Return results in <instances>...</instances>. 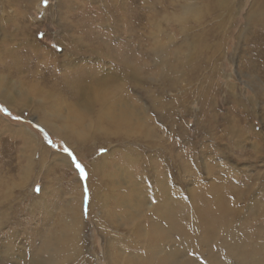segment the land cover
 Instances as JSON below:
<instances>
[{
	"label": "rangeland",
	"instance_id": "1",
	"mask_svg": "<svg viewBox=\"0 0 264 264\" xmlns=\"http://www.w3.org/2000/svg\"><path fill=\"white\" fill-rule=\"evenodd\" d=\"M130 1L139 19L150 11L143 0ZM155 1L163 13H172L166 0L161 6ZM196 1L199 22L190 33L197 35L190 34L192 47L177 55L187 63H176L172 51L166 57L183 77L168 86L158 81L156 70L151 82L152 68H144L139 85L126 91L140 123L131 127L116 126L113 119L100 123L94 113L72 116L80 104L58 88L72 85L75 78L87 82L83 106L92 108L103 89L90 81L113 74L116 67L122 71L109 49H127V41L147 42L144 20L133 28L142 36L133 39L113 31L116 23L126 28L121 20L116 22L120 18L111 13L109 0H49L47 6L43 0H0V49L11 45L15 52L9 58L26 64L22 74H10L2 68L8 55L0 56V87L10 98L0 104L12 114L0 112V264L28 262L41 241L67 238L69 229L77 242L71 254L57 258L59 264H152L146 255L152 243L146 244L138 229L148 230L159 221L166 198L181 196L186 204L202 202L205 214L213 208L210 201L221 203L234 220L233 233L243 236L264 260V96L255 97L259 87L264 93V15L253 16L258 13L254 0ZM222 15L225 24L217 29L221 34L214 46L198 30L206 31L212 23L219 27ZM159 24L174 32L176 42L181 40L169 20ZM98 43L109 47L102 51ZM29 70L34 74L27 75ZM146 88L152 92L150 99ZM17 115L23 121L12 118ZM36 123L58 148L47 144L33 127ZM51 123L69 138L54 133ZM64 146L84 165L87 181L78 179ZM84 183L90 193L86 219ZM160 223L165 225L164 220ZM160 242L164 249L180 247ZM185 251L186 256L200 255L199 247L198 253L192 247ZM196 259L205 261L201 255Z\"/></svg>",
	"mask_w": 264,
	"mask_h": 264
},
{
	"label": "bare ground",
	"instance_id": "2",
	"mask_svg": "<svg viewBox=\"0 0 264 264\" xmlns=\"http://www.w3.org/2000/svg\"><path fill=\"white\" fill-rule=\"evenodd\" d=\"M166 1L168 5L173 9L172 13L169 12L171 13L170 15H166L165 12L164 13L162 12L164 8L161 9L156 8L157 6L155 5L156 4L155 0H151V1L143 0L142 5L144 7L146 6V8H148L151 12L150 11L148 13L142 12V17L139 19V14H137V16L133 15V13L135 14L137 12L135 10V4H132L130 0L128 1L109 0V7L111 13L115 14L116 18H120L118 20L116 19V22L119 23V21L121 20L122 22H124L126 28V29H121L119 25L116 23L115 29L113 31L114 32L118 31L120 33L122 32L124 35H130V36L133 35V39H139V37L142 35L140 36L135 35L133 33L134 31L133 28L136 24L140 25L139 21L144 20L145 22L143 23V27L144 30L147 31V35L146 36L143 35V37L147 38L146 39L147 42H144L142 44V42L140 41L141 43L139 44L137 42L138 43L137 45L136 42L127 41L123 45V47H126L127 49L120 51H117L116 49H113L112 46H110V48L111 47L112 48L109 50L113 51L112 55L115 56L117 59V61L115 62H118L117 64L121 65L122 71L120 72L121 69H118L117 71V67H116V72L114 71L113 74L108 73L105 75L100 74L97 77L93 76L92 81L90 82L94 83L95 86H102L103 94H101L99 100L95 99L94 102H92V106H93L92 108H90L89 106H83L86 98L85 92L87 90L85 91V87H86L85 85H87L86 84L87 82L84 83L82 82V80H75L76 78L75 79L73 78L74 80L70 81L72 85L68 84V86L64 88H58L59 93L68 91L69 92L68 97H72L73 99L78 100V103L80 105H76V108H74L75 106L73 107V110L71 112L72 116L76 114V116L79 118L82 116L86 117V115L89 113H94L98 118V122L100 123L104 122L105 119L107 120L113 119L114 122H116V126L119 125V123L121 124L126 123V125L128 123L129 124L128 126L131 127L139 126L140 125L139 117L134 112L136 109L133 108V103H132L133 101L130 103V100H127L129 99V97H127L126 91L129 88V86L133 88V86L139 83V78L141 77L140 74L144 71V68L146 67L147 69L152 68L151 70L152 76H149L151 82L153 79L155 80L154 70H156L157 72H159L158 75L156 74L158 81L160 82L165 81L167 82L168 86H171V84L174 85L173 83L177 84L178 80L181 77H183L182 76L183 72H181L182 70L180 71L177 68H172V66L170 67L171 62H169V60L166 59V57L168 56L167 53L168 51H172L171 54H173L174 59L177 61L176 63L178 64L181 63V65L183 64L185 65V63H187L184 62L182 59H180L177 55L178 53L184 52L187 49L190 50V48L192 47V45L189 44V38H193V37H189V35L190 34L197 35V33L195 31L190 33V30H193L194 29L193 26H195V24H198L197 23L199 22L198 15L200 14L201 10L196 0H166ZM224 1L227 3L230 2V0H224ZM254 2L256 7L258 8V13L257 14L255 13L256 10L249 11V13L251 14L255 13L253 16L256 15L257 17L263 16L264 0H254ZM157 3L160 4L161 6L162 1L158 0ZM225 7L227 11L228 10L230 11L229 6H225ZM111 8H113V10ZM157 17H159L160 19H157ZM161 20L162 21L169 20L175 26L176 33L181 36V40L179 42L175 41V34L170 29V27H169L170 30H167L166 29L167 26L166 28H163V26L159 24ZM193 21H195L196 23H193ZM223 23L225 24L224 15H222L221 19L218 22L219 27H216L217 24L213 25L212 23L210 28H207L206 31L205 30H198V31L199 32L203 31L205 34L207 33L210 36L209 39L214 40L212 45L215 46L217 41L219 40L215 38L219 37L221 34V31H217V29L222 28L224 26ZM136 30L137 29L135 28V31ZM161 36H163L165 41L161 40L162 38ZM109 38L110 39L113 38L112 34L109 35ZM10 46L7 47L6 51L1 48L0 56L8 55L9 58V56L12 55L11 53L15 52V49ZM96 47L98 49H102L103 51L104 48H108L109 46L108 45L106 46L105 43L103 44L98 43ZM212 51H214V49H212ZM117 56L119 59L117 58ZM25 66L26 64L22 63L20 61V58L14 59L13 57H10L9 62L6 64V66H3L2 68L10 74H15V73L18 74L23 72ZM174 66H177V64ZM26 72L27 75L34 74V72L30 70ZM119 79H122L123 81H120ZM1 81L2 79H0V82ZM123 85H125V87L127 88H123ZM104 87L106 88L104 89ZM97 88L100 89L99 87ZM52 89L56 91V89L54 88ZM150 91L151 90L149 88L148 89L146 88V92H144L145 96L148 99H150L151 97L152 92ZM259 94H261V96H264L263 87H259L258 89H255V97ZM89 95L90 94L88 93L87 97H89ZM233 98H234L233 102L234 101L236 102L237 100L235 99V97ZM252 98L255 99L254 97ZM9 99H10L9 96H7V94L4 93L0 87V100L8 102ZM78 106L80 107V109L77 108ZM136 108H138V105L136 106ZM58 111L60 112L61 110ZM71 113L69 114L71 115ZM51 124H52L51 130H53L54 133L57 132L60 135H62L64 138L66 137L69 138V136L63 133L64 130L62 127L56 126L53 123ZM87 126L88 125L86 124L85 127ZM160 185L164 186V183L160 181ZM191 201L187 202L188 204H186L182 196L175 199H173L172 197L170 198L168 197L164 200L163 203H161L163 208H161V210L157 214L159 216V221L154 220V222L151 224V228H149L148 230L147 229L144 230V226L139 227L138 235H144V240H147L144 241L147 242L146 244H149L150 242L152 243V245L150 243L151 245L149 246L150 248L147 247L146 249L147 251L146 255H148V259H147L148 262H151L152 264H236V263L264 264V260H261V257L260 258L256 257L255 254L257 250L254 248H250L251 246L249 245L248 242H246V239L243 236L241 237L238 235L239 236L238 237L236 236L238 233L236 235L233 233L235 231L232 230L231 224H233L234 220L230 221L231 220V218L229 217L230 214L227 213V210L225 211L222 209L223 205H221V203H219L217 200L214 199L210 201V203H212L211 206L213 208L212 209L209 208L211 209V211L210 212L207 211V213L205 214L204 212L205 210L203 211V209H205L206 206L203 208L202 202L196 201L198 203H201V206L200 205L195 206L194 204H191L192 203ZM142 203L143 202L140 200V204ZM217 206H219V208L215 209V207L217 208ZM72 210L73 209H70L71 212ZM161 219L165 221V225H162L160 223L162 222ZM203 219H205L207 222L203 223ZM67 233L69 234L67 238L55 237L51 240H46L44 242L41 241L39 245L35 248L33 254L30 255L31 257L28 260V262L26 261L24 264H59L57 258L61 254H67V255L71 254L74 251L75 243L77 242L76 235L72 234V231L70 229L67 231ZM161 239L165 240V243L167 242L179 243L180 247L169 248V249H166L165 247L164 249L161 246V242H160ZM191 247L194 248L195 253L196 252L198 253V247H199L200 255L205 259V261L202 260L203 261L202 263L198 262L196 259L198 256H200L198 254L197 255L194 254L193 256H186L187 252L185 251V249ZM228 257L231 258L233 261H229Z\"/></svg>",
	"mask_w": 264,
	"mask_h": 264
},
{
	"label": "snow or ice",
	"instance_id": "3",
	"mask_svg": "<svg viewBox=\"0 0 264 264\" xmlns=\"http://www.w3.org/2000/svg\"><path fill=\"white\" fill-rule=\"evenodd\" d=\"M48 2H49V0H43V3L45 4V6L48 5ZM41 36H43V33H41ZM0 112H3L7 116L12 115L11 112L9 111V109L7 107H5L3 104H0ZM12 118L16 121H23L22 115L13 116ZM29 122H31V121H29ZM33 127H35L39 132H41L43 134L44 140L47 142V144L50 147H52V148H58L59 147L58 145H56L51 140L48 132H46L45 129L40 124H38V123L33 124ZM100 151L103 152V151H106V149H101ZM63 152L67 153V155L70 157L72 164L74 165L75 169L77 170L78 179H80L82 181H87L88 173H87L84 165L79 162V160L77 159L76 155L72 152V150L70 148H68L67 146H64ZM40 190H41L40 186L37 185L35 188V191L39 192ZM82 193H83V216L86 219L87 215H88V202L90 199V193H89L87 183H84L82 185Z\"/></svg>",
	"mask_w": 264,
	"mask_h": 264
}]
</instances>
